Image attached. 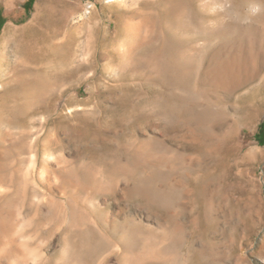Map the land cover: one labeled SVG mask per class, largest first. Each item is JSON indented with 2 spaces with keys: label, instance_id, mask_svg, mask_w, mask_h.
Instances as JSON below:
<instances>
[{
  "label": "rangeland",
  "instance_id": "rangeland-1",
  "mask_svg": "<svg viewBox=\"0 0 264 264\" xmlns=\"http://www.w3.org/2000/svg\"><path fill=\"white\" fill-rule=\"evenodd\" d=\"M0 0V264H264V0Z\"/></svg>",
  "mask_w": 264,
  "mask_h": 264
},
{
  "label": "trees",
  "instance_id": "trees-1",
  "mask_svg": "<svg viewBox=\"0 0 264 264\" xmlns=\"http://www.w3.org/2000/svg\"><path fill=\"white\" fill-rule=\"evenodd\" d=\"M33 3L34 0H25L24 7L28 12L32 10ZM5 22H6V18L3 16L2 13H0V33ZM256 137L260 144L264 143V122H262L259 125L258 131L256 133Z\"/></svg>",
  "mask_w": 264,
  "mask_h": 264
}]
</instances>
